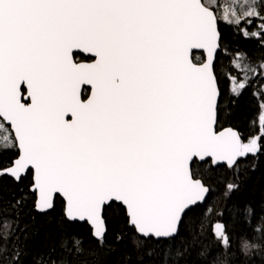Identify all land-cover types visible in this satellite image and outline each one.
Segmentation results:
<instances>
[{"label": "snow or ice", "instance_id": "obj_1", "mask_svg": "<svg viewBox=\"0 0 264 264\" xmlns=\"http://www.w3.org/2000/svg\"><path fill=\"white\" fill-rule=\"evenodd\" d=\"M261 157L264 0H0V264H264Z\"/></svg>", "mask_w": 264, "mask_h": 264}, {"label": "trees", "instance_id": "obj_2", "mask_svg": "<svg viewBox=\"0 0 264 264\" xmlns=\"http://www.w3.org/2000/svg\"><path fill=\"white\" fill-rule=\"evenodd\" d=\"M231 38V36H229ZM239 43L242 47H245L249 50L255 48V45L252 42L239 40L234 41ZM259 102L256 98L251 95V92H245L244 95L237 101L233 112V123L240 125L241 129L249 133L258 134L260 132L259 124L260 121L256 119V127H250V123L254 118L258 117L259 114ZM228 125L225 124V127ZM223 171V170H220ZM232 173H227L225 180L231 179ZM240 180L243 182L244 191L239 194L238 197H233L232 199H225L222 195L224 184L219 185L220 191L214 193V195L219 196V199L216 204V208L220 211H213L209 209L205 213V220L203 222L204 229L211 231L214 230L216 223L220 222L219 217L220 213L224 212V218L227 220V213L225 211L226 206H230L234 201H237L240 207H243L244 203L252 202L255 207V212L260 214L264 211V157H261L256 161L255 169L244 168L241 169ZM235 182V181H234ZM18 195V193H15ZM14 192L12 181L8 177L0 178V209H10V205L14 202L13 200ZM211 198V197H210ZM21 225L29 223V217L27 215V208L25 209ZM47 229H42L40 233L41 239L44 236V233ZM240 232L237 231L234 233V236H239ZM233 247H236V240H233Z\"/></svg>", "mask_w": 264, "mask_h": 264}, {"label": "water", "instance_id": "obj_3", "mask_svg": "<svg viewBox=\"0 0 264 264\" xmlns=\"http://www.w3.org/2000/svg\"><path fill=\"white\" fill-rule=\"evenodd\" d=\"M68 119H70L71 117L69 116V117H67Z\"/></svg>", "mask_w": 264, "mask_h": 264}]
</instances>
